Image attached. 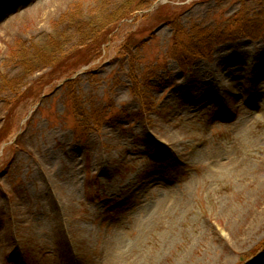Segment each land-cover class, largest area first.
Here are the masks:
<instances>
[{
	"label": "rangeland",
	"instance_id": "1",
	"mask_svg": "<svg viewBox=\"0 0 264 264\" xmlns=\"http://www.w3.org/2000/svg\"><path fill=\"white\" fill-rule=\"evenodd\" d=\"M125 1L0 0V264H264V0Z\"/></svg>",
	"mask_w": 264,
	"mask_h": 264
},
{
	"label": "trees",
	"instance_id": "2",
	"mask_svg": "<svg viewBox=\"0 0 264 264\" xmlns=\"http://www.w3.org/2000/svg\"><path fill=\"white\" fill-rule=\"evenodd\" d=\"M143 0H126L122 6L117 9L109 18L106 20L101 21V24L97 23H89V24H84L85 28L78 27V31L81 34V41L79 45H87V44H94V51L97 50V46L95 43V38L94 36H98L99 38L101 35H103L102 30L104 27L111 23V22H119L120 20L126 19L131 14L137 10L140 9L141 6H143ZM251 11L248 7L244 6V12L246 13L247 17L248 15H251ZM253 12V11H252ZM238 14H234V16L230 19L234 25H239L240 21L238 18ZM247 22V24H246ZM77 25V24H76ZM244 30L243 33L247 37L251 38H256V32L253 27L255 26L256 29L260 32L262 28H264V22H258L256 19L253 18H247L243 19L241 25H240ZM179 29V28H177ZM180 30L179 32L175 35V39L179 37ZM258 35V34H257ZM62 34H59V36L55 39L52 38L49 44H47V48L44 49L42 52L40 51H34L33 52V57L31 55H24L26 58L27 62L25 65L26 72L31 73L33 70H35L36 65H46L50 63H55L61 60L64 55H66L69 51L67 50L66 45L67 42L65 41L66 37H62ZM190 41L183 46V50L181 54V58L179 59L182 62V65L185 64V60H183L185 57L182 56H190L192 58H200L204 57L208 54V51L211 50V47L213 46V39L215 36H213L209 32H205L204 30H201L199 28H195L194 31L191 33ZM220 39V38H217ZM84 40V42H83ZM215 40V39H214ZM86 41V42H85ZM179 41V38L177 42ZM90 42V43H88ZM101 41L98 43V47L101 45ZM208 50V51H204ZM93 51V50H92ZM42 56L44 57V60H41L39 57ZM38 62V63H37ZM29 64V65H28ZM90 121V120H89ZM92 118V123H95ZM86 124H89L88 121L84 122Z\"/></svg>",
	"mask_w": 264,
	"mask_h": 264
}]
</instances>
